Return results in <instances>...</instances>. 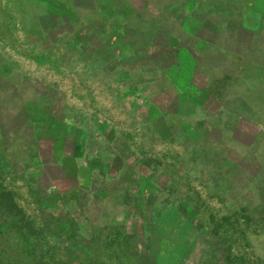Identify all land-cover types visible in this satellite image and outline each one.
<instances>
[{
	"label": "rangeland",
	"instance_id": "1",
	"mask_svg": "<svg viewBox=\"0 0 264 264\" xmlns=\"http://www.w3.org/2000/svg\"><path fill=\"white\" fill-rule=\"evenodd\" d=\"M212 1L207 0L206 5ZM71 2L77 6L74 7L75 17L91 15L84 9L93 3L92 0H0V101L7 104L10 114H17L26 100L34 99L44 112L35 114V119L45 124L50 119L47 114L58 105V114H71L80 127L92 130L88 136L92 144L89 148H95L93 144L99 141L98 134L104 136L106 140L95 154L99 156L91 161L107 174L103 178L96 171L76 168L88 163L92 157L88 149L80 159L66 160V170L60 171L56 167L35 170L37 162H32L33 169L26 171L25 145L20 142L26 141V134L36 127L26 128V124L11 119L7 111L2 110L0 120L5 128L15 125L19 131L14 143L9 141L11 136L7 141L12 154L8 159L9 166H14L15 170L4 169L9 172L7 181L20 194L19 202L26 209V199L29 200L26 188L30 189L26 181L31 179L43 190L55 183L66 188L76 184L82 187L79 211L99 227L112 225L118 213L126 214V207L113 206L111 199L114 197L128 198L131 204L138 201L136 206L140 212L149 209L145 203L151 199L180 198L205 203L218 217L241 214L242 205L231 200L234 197L231 191L243 183L240 184L237 175H226L225 171L236 166L251 171L257 164L264 170V0L263 7L257 5L259 0H247L237 9L223 7L222 13L219 9L216 13L213 7L194 8L189 12L210 21L218 14L236 18L237 24L232 27L236 31L244 27V31L238 35L239 50H242L239 60L231 62L230 58L216 57L208 50L201 61L207 65L198 66L201 70L192 72L195 87L210 88V92L217 94L205 100V110L193 97L183 100L184 103L178 101L176 108L188 116L186 121L175 116L169 120L161 116L150 121L152 115L148 119L145 113L139 114L142 109L128 110L124 101L117 99L107 79H94V73L81 64H68L56 70L36 62L32 51L38 52V49L33 46L34 42L40 43L41 36L48 34L54 43V38L60 37L62 31H70L68 17L58 21L52 13L56 10L61 17L67 15L57 6L61 8ZM109 3L106 0L105 5ZM202 29L210 43V39L213 40L210 25L207 23ZM242 57L253 62L250 66L244 65ZM195 62L198 63L184 58L182 68L192 71ZM15 86L18 97L13 96L10 100V92ZM187 123L193 128L184 129L183 125ZM43 137L46 144L52 140L49 134ZM81 137H85V133ZM19 145H22L20 151ZM248 153H253L252 159H240ZM117 168L120 170L116 171ZM44 172L47 175L43 176ZM260 179L258 177L256 181ZM110 185L113 187L109 188ZM221 191H225V195ZM248 193L254 194L252 186ZM245 194L247 191L243 192ZM94 195L97 201H94ZM152 209L159 212L157 207ZM156 223L158 229H154L150 245L158 263L178 264L185 254L182 264H195L199 258L197 248L188 254L185 252L196 233L179 209L167 203ZM124 227L128 232L136 233L142 224L126 217ZM249 235L246 250L264 254V239L252 233Z\"/></svg>",
	"mask_w": 264,
	"mask_h": 264
},
{
	"label": "trees",
	"instance_id": "2",
	"mask_svg": "<svg viewBox=\"0 0 264 264\" xmlns=\"http://www.w3.org/2000/svg\"><path fill=\"white\" fill-rule=\"evenodd\" d=\"M107 1L110 2L109 5H105L106 0H100L97 12L93 3L84 9L97 20L91 24L85 20L89 15L74 16V7L77 6L72 2L70 5H61V8L57 6L67 15L62 14L61 17L55 10L53 16L58 21L68 17L70 31L65 33L61 30L60 37L54 38V43L48 34L41 36L40 43L34 42L33 46L38 49V52L35 49L32 51L36 62L56 70L67 67L68 64H81L87 71L94 73V79H107L117 99L124 101L128 110L142 109L139 114L145 113L148 119L152 115L150 121L161 116L167 120L175 116L186 121L188 116H184L182 110L176 108V104L178 101L184 103L183 100L191 97L205 110V100L217 93H211L210 88L194 86L192 72L198 71L200 68L197 67L201 65L195 62L196 67L192 71L182 68L184 58H191L192 62L195 58L177 54L169 46L166 29L149 28L136 33L126 23L133 8L130 5L126 7L124 0ZM262 2L263 0H259L257 5L263 7ZM140 10H134L137 11V17L141 16ZM101 19L112 21L113 26L105 30L107 35L102 32ZM208 25L212 32L211 23L208 22ZM202 31L204 30L200 29V33ZM243 31L244 29L239 30V34ZM48 43L51 46L44 47ZM237 45L239 55L242 50H239V42ZM241 60L244 65L249 66L253 62L245 57ZM158 66V69L166 71L157 70ZM171 68L178 69L172 72ZM10 94V100L18 97L16 86ZM37 103L34 99L26 100V104L20 107L17 114H10L7 104L0 101V115L5 110L11 119L26 124V128L36 127L34 131L26 134V141L20 142L25 145L26 171L33 169L30 166L32 162H37L35 170H45L46 167L66 170V160L80 159L87 154L88 149L92 157L88 163L76 168L96 171L105 178L107 173L93 166L96 162L91 161L99 156L95 154L105 142V137H99L98 134L99 141H94L93 144L95 148H89L92 144L88 136L92 134V130L87 128L89 133L86 134L87 131L79 126L73 115L58 114V105L47 114L50 119L45 124L40 119H35V114L44 113L37 107ZM187 124L183 125L184 129L193 128L192 124ZM15 127L8 125L5 128L0 120V264H160L153 256L150 239L160 211L167 203H172L179 209L196 233L194 241L185 252L188 254L197 248L199 258L195 264H264V254H254L246 250L249 246V234L264 239V170L261 165H255L251 171L241 169V166L228 167L225 171L226 175H237L240 184L243 183L231 191L235 197L231 200L242 205L241 214L218 217L205 203L180 198L167 201L151 199L145 203L149 209L140 212L136 206L138 201L131 204L128 198L114 197L111 199L113 206L126 207V214L118 213L112 225L99 227L94 221L84 218L79 211V201L84 189L77 184L66 188L55 183L43 190L44 188L35 186L29 178L30 181H26V185L30 186V189L26 188V196L29 197V200L26 199V209L19 202L20 194L6 179L8 173L15 170L14 166H9L8 159L12 154L7 145L8 136L12 137L9 140L12 143L16 141L19 131ZM83 133L85 137H81ZM44 134L52 137L47 144L44 143ZM22 145H19V151L22 150ZM252 154L248 153L240 159H252ZM59 161H62L61 164ZM118 170L120 168L116 171ZM44 175L47 173L44 172ZM258 177L261 178L260 181H256ZM251 186L253 195L248 193ZM111 187L113 185L109 186ZM245 191L246 196L243 195ZM221 194L225 195V191H221ZM96 195L94 201H97ZM153 207H157L159 212L156 213ZM200 207L202 211H199ZM187 210L191 212L186 213ZM126 217L136 219L142 224V228L136 233L128 232L124 227ZM184 259L185 254L178 264H182Z\"/></svg>",
	"mask_w": 264,
	"mask_h": 264
},
{
	"label": "crops",
	"instance_id": "3",
	"mask_svg": "<svg viewBox=\"0 0 264 264\" xmlns=\"http://www.w3.org/2000/svg\"><path fill=\"white\" fill-rule=\"evenodd\" d=\"M92 1L96 9L95 12H97L100 6V0ZM139 1H141V4L138 5L137 2ZM244 1L247 0H213L210 4L206 5L207 0H124L127 5L126 7L130 5L133 8L129 17L126 18L128 19L126 23L130 29L134 28L136 33L143 32L149 28L154 30L157 28L166 29L167 33L165 35L168 36L169 46L181 56L184 54L193 56L199 65H207V62L201 63V61L202 57L207 55L208 50L211 55L214 54L216 57L225 59L228 57L233 62L239 60L237 41L239 30L244 29L242 27L236 31L232 27L234 24H237V19L218 14V16L216 15L210 21L198 16H192L189 12L194 8L205 9L206 7H213L216 9V13L218 9L222 13L223 7L237 9L244 6ZM136 9H141L140 17L136 16L137 11H134ZM90 16L85 19L87 23L88 21L89 24L97 21L92 15ZM208 22L212 26L211 35L213 40L210 39V43H207L208 37L200 33L202 26ZM100 24L104 35L108 34L105 30L113 26L112 21L103 19H101ZM251 33L254 34L253 31ZM158 68L159 66L156 69L160 70ZM177 69L171 68L170 70L173 72ZM160 71L166 70L161 69Z\"/></svg>",
	"mask_w": 264,
	"mask_h": 264
}]
</instances>
